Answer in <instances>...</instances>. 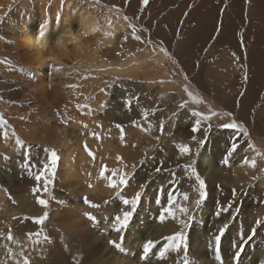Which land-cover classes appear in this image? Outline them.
<instances>
[{
	"label": "rangeland",
	"instance_id": "obj_1",
	"mask_svg": "<svg viewBox=\"0 0 264 264\" xmlns=\"http://www.w3.org/2000/svg\"><path fill=\"white\" fill-rule=\"evenodd\" d=\"M58 1L60 0H0V59L7 58L11 62L10 66L0 64V97L3 98L0 100V113L3 114L11 128L15 130L16 135L26 145H41L39 149H31L32 163L35 165L37 160L42 161L44 159L43 147L55 149L59 157L61 152L54 146L29 141L28 138L37 137L43 131L49 135L54 132L60 133L61 129L65 128L69 138L75 141L85 136L87 131V134L94 131H92V125L89 122L91 119L93 121L97 120L96 125L98 123L102 126L100 127V137L108 142L111 141L110 143L115 145H120L122 142L121 132L120 129L115 127L116 124L123 126V140L133 135L134 138H146L149 141L143 157L134 160L135 168H142V165L148 161L156 165L168 166V169H174L177 162L185 163L189 159L180 156L177 148L179 144H187L193 149V156L197 161V171L206 182L209 196V199L207 196L206 201L195 213L196 219L189 237V258H194L196 264H216L213 250L208 248L207 237L209 232L223 223H214V220L219 219L215 216L217 201L221 205H227L228 199L232 198V189L235 188L237 191L236 198L238 199H235L236 203L234 202L233 209L229 214H222L226 217V221H229L230 227L222 240L223 250L220 255L223 257L224 264H237L231 259L235 252L232 245L241 242L239 238L241 232L244 233L245 238L247 237L257 219H264V203H261V201H264V187L259 186L258 183L260 178H264V175L259 172L261 166L264 167V160L257 158L258 166L255 168L256 172L255 170L254 172L255 176L260 177L259 179L256 181L250 180L248 183L244 181L236 183V180L234 182V178L239 175V172L234 168L241 166V161L245 156L251 158L254 155L250 150L245 151L248 140H251L255 147L261 153H264V4L256 2L253 7L251 5L252 0H248L247 3L244 0V5L249 6V11L245 12L243 10L241 15L236 14V16H239L238 21L233 23L225 33L228 39L236 40L240 46L241 37L243 38L241 52L232 50L228 43L217 42V33L204 26L195 35L196 39L203 41L201 49L196 52L188 49L181 54L179 41L182 34L187 33L183 29L186 26H189L188 29H192L195 26L196 17L203 16V13L207 10L204 1L209 6L215 7V10L223 9L225 11L228 5L227 0L224 1L223 7L219 5L218 0H149L148 5L144 6L143 10H141L140 0H128L127 5H125L124 0H101V3L107 7L95 10L80 5L79 0H66L69 5L67 7L64 5L62 9L64 21L69 23L72 29L77 32V36L84 47H87L90 52L92 50L96 51L97 59L92 62L90 59L81 58L73 54L69 45L67 48L70 53L61 57L60 65L53 64L55 68L60 69L59 71L50 68L49 64L37 68L32 63L34 52H31L23 43L22 29L32 28L34 31L39 32L41 23L49 21L51 38L45 42V54L59 52L55 46L58 26L56 13L61 11ZM229 1L231 2L230 5L234 2V0ZM112 5L118 7L120 11L115 12L113 10L109 12L108 9ZM186 12L188 13L187 16L184 15ZM81 14L90 22H95V29L98 30H93L92 34L78 32V15ZM124 16H127L128 20H125ZM110 18L118 22V26L115 25L110 32H107L104 23ZM190 22L193 24H190ZM130 24L135 25L136 33L143 40L150 39L153 43H141L133 39ZM144 29L148 31H144ZM178 30L179 36H177ZM125 36L128 37L126 41L124 40ZM214 36L215 39H213ZM161 41H163V46L171 54L175 63L166 57L167 76L152 78L154 72L149 67L148 57L153 51L159 50L156 45H159ZM190 41L196 42L193 38ZM139 49H143V51H139ZM233 53H235V56H233ZM236 57H239V59L237 60ZM134 60L141 62V69L135 76L103 74L99 69L103 62L126 64L131 61L134 62ZM21 68L25 71H19ZM245 72L248 74L247 83L243 82ZM185 75L188 78L186 81L184 80ZM84 76L88 78L82 79ZM153 81H165V83H153ZM225 81L235 86L236 95L227 98L226 104L224 101L221 103L225 90L220 85ZM71 84H76L78 87L75 89L66 87V85ZM185 84H187L189 91L201 99L203 103L196 104L189 101L187 108H179L182 100L188 99L183 91ZM101 88L105 89V92H101ZM242 91L244 92L243 97L240 96ZM126 101H130L128 106L125 105ZM237 102H239V106H237ZM77 104H87L91 112L94 111L93 115L88 119H84L82 115L87 113V109L81 115V111L76 108ZM101 104L105 105L103 109L100 107ZM209 107L219 113L232 112L236 121L244 124L249 136L245 138L241 134L235 137L233 130L219 127V125L229 122L231 118L213 117L211 121L205 122L203 125L207 127V124L211 123L212 128L207 134L206 143L199 149L197 155L195 151L197 145L191 140L193 135L191 127L195 117L191 115L190 110L207 114ZM129 109H133V111L127 119H122L123 114ZM141 109L159 110L154 114L149 111L148 119L144 120L141 116ZM57 112H60L61 116L58 117ZM173 112L177 114L173 116ZM43 115L47 117L48 123L42 122ZM21 116L26 119H19ZM62 119H66L67 123H62ZM134 120L138 121L143 128H147L148 124L151 123V132H145L141 130V127L133 126L132 121ZM161 120L164 121V135L160 134ZM115 121H118V123H114ZM83 124L88 127L84 128ZM85 130L87 131L85 132ZM8 131L7 138L0 135V156L10 157V160L0 159V192H3L5 197L4 201H1L0 197V233H3V235H0V264H23V257H27L31 264H58V257L53 253V248L48 243L33 245L32 250L23 257L20 255L14 256L11 252L21 238L27 239L25 235L27 232L32 230V232H36L41 227L51 240L63 236L66 233L63 231L64 226L68 227L72 221L63 215L65 208H60L72 205L80 207V211L91 212L96 217L97 222L95 224L85 216L83 217L86 224L82 227L83 232L80 235L88 234L87 230L89 228L98 236L99 240H106V246L109 249L111 247L110 250L116 253L115 264H119L120 260L127 254V249L130 250L131 246H129L130 249L123 246L121 250H117L109 245L107 242L109 240L119 241V233L112 231L110 227L107 231L104 226L109 225L111 217L117 215L120 209L124 208L121 201L124 198L132 197L131 194L135 190L138 191L139 185L145 182L148 183L142 196V201H144L143 203L141 201L131 222L132 224L135 223L134 228H138L145 236L143 235L142 239L144 240L142 242L132 244L138 246L137 248H141L142 243L150 237V239L160 242L154 249L159 251V247L164 241L161 238L155 239L152 236L153 230L160 231L165 224H175V221L171 219L163 224L155 222L161 207L167 203L169 193L174 194L176 191L177 193L174 196L178 199V202H183L181 193L185 191L191 199L197 198L198 194L193 190L196 184L194 178H191V181L185 176L177 177L182 181L175 189H172L168 183L171 176L165 175L162 178L161 175L158 176L152 172L148 173L150 178L147 181L144 177L138 179V175L131 176L128 186L120 195L122 197L115 196L114 190L110 189L107 192L109 195L102 193L101 196L95 198L91 196L93 193L90 192L88 184L99 182L97 187L106 192L109 189L106 187L107 181L99 180L97 174L94 181L91 179L88 182L84 179L79 181L73 179L71 183H65L66 186H64L60 178L59 159L54 181L50 185V190L55 199L49 200L48 207L45 209L35 203L31 193L35 181L30 179L24 170L22 150L16 147L15 138L11 136V130ZM94 132H98V130ZM195 135L198 139H203V128ZM156 136H160L159 141L154 138ZM234 137L240 145L230 157L228 165H224L221 161L231 147L230 143H233ZM132 150L130 149L131 152L129 150L128 152L132 154ZM155 150L158 152L153 154ZM136 151L134 152L136 153ZM18 152L21 154L18 155ZM37 153H39V156L36 155ZM204 155L207 157L205 160L203 159ZM177 157H179V160H177ZM165 162L166 164H164ZM126 164L129 163L126 162ZM206 164H209V168ZM259 164L262 165L259 166ZM107 167L109 169L118 168V166L112 164ZM220 167H224L222 169H224L225 174L220 170ZM129 168L126 170L132 174L130 172L132 169ZM225 169H228V171ZM216 171L218 173H215ZM164 184L169 186L167 187L169 193L165 192ZM217 185H219V188ZM9 196H11V200ZM85 196L92 202L100 204L101 208L93 209L85 205L83 203V197ZM42 198L49 199L46 193L42 194ZM157 198L160 199V204L156 203ZM106 199L111 202L104 205L103 201ZM12 200H15V203H12ZM60 201H63V203H60ZM237 208H239V213L235 216V219H232V213H235ZM142 209L141 216L139 213ZM45 211L49 215L43 225H36L30 220L21 223L25 216H40ZM13 217L18 219H13ZM105 217H108V219H105ZM149 225H151V229L143 230ZM95 228L97 231L94 230ZM9 229L13 236L12 241L6 239ZM71 234H76L75 228L66 233L69 236ZM105 235L106 237H103ZM103 246L104 244L100 245L95 255L84 258L81 261L82 264H97L98 258L103 259V254L107 253V250H103L104 253L102 252V248H105ZM191 249L198 250L196 251L197 256L191 255ZM134 251L131 250L135 256H132V258H135L137 263L145 264V262L139 260L140 252L137 250L135 254ZM151 260H154V255L149 261ZM261 260H264V224L257 228L256 235L246 244L238 264H260ZM81 262L78 264H81ZM103 262L100 264H103ZM147 264L149 263L147 262Z\"/></svg>",
	"mask_w": 264,
	"mask_h": 264
},
{
	"label": "snow or ice",
	"instance_id": "obj_2",
	"mask_svg": "<svg viewBox=\"0 0 264 264\" xmlns=\"http://www.w3.org/2000/svg\"><path fill=\"white\" fill-rule=\"evenodd\" d=\"M247 3L248 0H245ZM66 3V0H60V8L61 11H58L56 13V21L58 24H63L64 22V15L62 13V9ZM125 5H127L128 0H124ZM149 3V0H140L141 4V10H143L144 6H147ZM79 4L82 6H87L90 9H97V8H103L107 7L106 5H103L101 3V0H79ZM191 7V5H189ZM109 12H112L115 10V12H119L120 9L116 7L115 5H112L109 9ZM223 11V9H221ZM102 14V13H101ZM185 16L188 15L186 12L184 14ZM125 20H128L127 16H124ZM139 19V17H137ZM109 23H111L110 20H108ZM183 23V21H181ZM130 28H132V38L136 41H140L141 43H147L152 44L153 41L150 39L143 40L140 35L136 33L135 25H129ZM98 30V29H94ZM144 31H148L147 29H144ZM221 31L220 27L218 26L216 28L217 34ZM177 36H179V30L177 31ZM51 38L50 33V22L44 21L40 25V33L37 39L33 41V46L36 48H42L46 41H48ZM216 37L214 36L213 39ZM128 39L127 36L124 37V40L126 41ZM75 43V41H73ZM159 47L160 52H162L165 57H167L169 60H172L173 63L175 61L173 60L171 54L168 52V50L163 46V41L159 42V45H156ZM241 46L243 47V38L241 37ZM139 51H143V49H139ZM206 51V50H205ZM119 55V53H117ZM233 56H235V53H233ZM38 62L40 64L47 63V60H44L42 58H37ZM52 57H49L48 60H51ZM238 60L239 57H236ZM0 64L5 65H11V62L7 59H0ZM50 68H54L56 71H59V68H55L53 64H49ZM19 71L24 72V69H19ZM100 71H103V69H100ZM87 76L82 77V79H87ZM188 78L185 75L184 80L186 81ZM248 81V74L247 72L244 73L243 76V82L247 83ZM153 83H165V81H153ZM66 87L69 88H77L78 85L71 84L66 85ZM101 92H105V89L101 88ZM183 91L188 96L187 100H182V102L179 105V108H187L189 101H192L193 103L200 104L203 103V101L196 96L193 95L191 91H189V88L187 84L183 86ZM244 92L242 91L240 93V96L243 97ZM3 98L0 97V100ZM138 99V98H135ZM130 104V101H126L125 105L128 106ZM237 106H239V102H237ZM101 109L105 107L104 104L100 105ZM76 108L78 111L87 109V114L91 115V109L87 104H77ZM159 109H141V116L144 120L148 119L149 111H151L153 114L158 111ZM191 115L195 117V121L191 127V132L193 135L191 136V140L195 142L197 145L196 147V154H199V149L206 143L208 139V132L212 128V124L208 123L207 127H204V123L211 121L213 117H229L231 118L229 122L223 123L219 125V127L224 129H231L233 130L235 137L240 136L243 134L245 138L249 136L248 130L244 126L243 123H238L236 119L233 116L232 112L225 111L223 113L216 112L209 107L208 113L204 114L197 110H190ZM177 113L173 112L172 115L175 116ZM56 115L59 117L61 116L60 112H57ZM19 119L24 120L25 117L21 116ZM62 123H67L66 119L61 120ZM132 125L135 127H141L138 121H132ZM84 128H87L88 126L86 124L82 125ZM98 128L102 127L100 124L97 123L96 125ZM115 127L117 129H120L121 132V141L123 142V136H124V130L123 126L120 124H116ZM203 128L204 137L203 139H198V137L195 135V133L200 132ZM11 130V136L15 138L14 142L18 149L22 150V163L24 166V170L27 172V175L30 179H33L35 181V185L31 188V193L35 199V203L37 205L42 206L43 208L47 209L49 200H54L55 197L52 195V192L50 190V185L53 183L55 178V170L57 167V163L60 159V157L57 155V152L55 149H49L48 147H43V152L45 154L44 159L37 160V163L34 165L32 163L33 156L31 149L41 148L40 144L26 145L23 140H21L17 135L14 129L11 128V125H9L8 121L4 118L3 114L0 113V135L7 138L9 135V131ZM152 125L151 123L148 124L147 128L141 127L142 131L145 132H151ZM83 134V133H82ZM90 136L94 137L95 139L99 140L100 133L98 132H90L88 133ZM160 134L164 135V121H160ZM231 144V147L228 149L227 154L223 157L221 163L224 165H228L230 157H232L233 153L237 151L239 144L235 140ZM157 141H159L160 136L154 137ZM135 147V145H133ZM178 151L180 153V156L188 157L189 159L185 163H179L177 162L175 164L174 169H165L163 166H158L154 169L155 173H162V172H168L171 176V179L168 181L169 185L175 189L177 185L180 184V179L177 178L176 169H182L183 174L185 177L191 179H195V186L193 190L198 194L197 198L191 199L189 194L187 192L181 193L182 201L178 202V199L174 196L172 192L169 193L167 198V203L163 205L159 211V215L155 218V222L163 224L165 221L171 219L175 221V223L178 225V230L174 231L171 235L163 236L161 239L164 241L163 245L159 247V251H155L154 249L158 245V241H154L152 239H148L144 241L141 245L140 254H139V260L142 262H147L151 259V257L154 255L156 260L163 261L168 258L169 252H176L180 253L183 252V255L179 258L178 264H196V260L189 258V237L190 233L193 229V225L195 222V213L201 208L202 204L206 201L208 193H207V185L204 179L201 178L199 175L197 168H196V159L193 156V149H191L187 144H179L177 145ZM84 149L87 152L88 156L95 161V155L94 153L88 148L87 144H84ZM251 151L254 153V155L249 158V156H245L243 160L241 161V166H247L248 168L255 169L257 168V158H260L261 160H264V153H261L255 145L251 142V140H248L247 142V148L245 151ZM21 154L18 152V155ZM39 156V153L36 154ZM0 159L3 160H10V157L3 155L0 156ZM116 161L120 165V167L115 169H109L107 165L101 163L99 167L98 172V178L102 180H106L107 184L106 187L109 189L114 190L115 196H120L123 192V190L128 186L129 180H130V173L126 171V169L129 167L126 163H124L123 158L120 155H117L115 157ZM177 160H179V157H177ZM143 163V161H141ZM135 168V165L132 166ZM261 175H264V167H261L259 169ZM91 176V173L88 174ZM260 177L258 176H252L251 179L253 181H256ZM141 183L139 185V190L135 192V194L130 198H124L121 203L125 206L124 208H121L119 213L113 217H111V224L110 228L112 231H115L119 233V241L115 240H109L108 243L112 247L116 248L117 250H121L123 247V242L125 238V234L127 230L129 229V226L132 222L133 216L137 211V208L140 206L142 201V196L144 194V191L146 189V184ZM88 187L91 188L93 185L91 183L88 184ZM219 188V185H217ZM6 191V190H5ZM46 193L49 197V199L42 198V194ZM237 196L236 189H232V199L227 203V205H221L219 201H217V210L215 211V216L219 218L222 214L230 213L235 199ZM9 199L11 200V196H9ZM12 203H15V200H12ZM60 203H63V201H60ZM83 203L85 205H88L89 207L93 209H99L101 208L100 204L92 202L87 196L83 197ZM109 200H104L103 204L107 205L109 204ZM156 203L160 204L161 201L159 198L156 199ZM261 203H264V201H261ZM239 213V208L236 209L235 213H232V219H235V216ZM48 212L45 211L43 215L35 216V217H28L25 216L23 220H21V223L24 221L30 220L32 223L36 225H43L44 222L48 219ZM83 215L90 221L95 224L96 217L91 212H84ZM13 219H18L17 217H13ZM105 219H108V217H105ZM262 224H264V219H257L255 222V225L251 228V231L245 238V235L243 232L239 234L240 243L233 244L232 248L235 249L234 255L232 256V261L237 262L239 261V258L241 257L246 244L253 239V237L256 235L257 228H259ZM230 227L229 221H224L221 225H218L216 229L209 232L207 241H208V248L213 250V254L215 255L216 261L219 262V264H224L223 257L220 255L222 252V240L225 236V233ZM0 235H3V233H0ZM27 236V239L29 242H31L33 245H40L41 243H52L51 238L47 235V233L44 231V229L41 227L36 232H27L25 234ZM7 240L12 241L13 236L11 233V230L9 229V232L6 237ZM11 255V254H10ZM21 256L23 257V252H21ZM23 264H31L30 260L27 257H23ZM260 264H264V260L260 261Z\"/></svg>",
	"mask_w": 264,
	"mask_h": 264
},
{
	"label": "bare ground",
	"instance_id": "obj_3",
	"mask_svg": "<svg viewBox=\"0 0 264 264\" xmlns=\"http://www.w3.org/2000/svg\"><path fill=\"white\" fill-rule=\"evenodd\" d=\"M224 1L225 0H220V1L218 0L217 2L219 3V5L221 7H223ZM204 2L207 6V10H205V13H203V16L202 17L201 16L196 17L197 20L194 22L195 26H193L192 29L191 28L188 29L187 27H189V26H186L185 29H183V31L184 32L186 31L187 33L182 34V37L180 38V41H179L180 42V45H179L180 53L181 54L185 53L188 49L193 50L192 52H196V51H199L201 49V47L203 46V41L196 39L195 35H196L197 31L204 26L209 27L210 29H212L215 32H216V28L219 26L221 31L219 34H217V42L228 43L230 45V47L232 48V50H234L235 52H241L242 48L239 45V43L236 42V40H233L232 38L228 39L225 33L229 30V28L231 27V25L233 23L238 21L239 16H236V14L241 15L243 13V10H245V12H248L249 6L244 5V0H234L232 5H230L231 2L229 0H227L228 5L226 7V10L221 11L219 9L215 10V7L209 6L206 1H204ZM256 2L264 4V0H252L251 5L254 7V4ZM58 5H60V1H58ZM68 5H69V2L65 3L66 7ZM251 11H252V9H251ZM78 16H79L78 32H80L81 34H85V33H91L92 34L93 30L96 27V23L93 21L90 22L89 20L85 19V16H83V14L78 15ZM108 20H110L111 23H109L107 21L106 23H104V25H105V29L107 30V32L108 31L110 32L112 27H115V25L118 26V22H115V20L113 18H110ZM191 23L192 22H190V24ZM186 24H187V22H186ZM39 33H40V31L39 32L34 31V29H32V28H29V29L23 28L22 29L23 43L28 47V49L31 50V52H34L33 58H32V63L34 65H36L37 68H39L41 66H45L47 64L60 65L61 57L67 56V54L70 53V52H68V48H67V46L69 47V45L71 46L70 49L73 51V54L80 56L81 58L90 59L92 62H95L97 59L96 51L92 50L90 52L87 47H84L83 44L81 43L80 39L77 36V32H75L72 29V26L69 23H67L66 21H64L63 24H58V26H57V36H56V40H55V46L58 48L59 52H57L56 54H45V44L46 43L43 45L42 48H36L33 46V41L38 38ZM191 38H193L196 42H194V41L191 42L190 41ZM73 41H75V43H73ZM38 57L42 58L44 60H47L48 62L44 63V64H40L38 62V59H37ZM49 57H52V59L48 60ZM148 59H149V67L154 72L152 78L167 76L168 71L165 68L166 57L162 52H160V50L153 51V53L148 57ZM99 69H103V71H100L103 74L129 77V76L137 75V73L141 69V62L137 61V60H134V62L131 61V62L126 63V64H123V63L110 64V63H104L103 62V64L100 65ZM220 85L225 90L224 95H223V99H221V103H223V101L225 103L227 98H230L231 95H235V91H234L235 86H232V84L230 82H227V81L222 82ZM132 111H133V109L127 110L123 114L122 119H127L129 114ZM83 112H86V110L85 109L81 110V112H80L81 115ZM93 112L94 111L91 112V115H88L86 113L85 115H82V117L84 119H88L93 115ZM80 113H78V115H80ZM46 119H47V117L45 115H43L42 116V122L48 123V121ZM89 122L92 125V131L98 130V132L100 133V127L98 128L96 126L97 120L93 121L91 119V120H89ZM114 123H118V121H115ZM86 131L87 130H85V132ZM87 132H86L85 136H82L78 140H75V141H73V140H71V138H69L65 128H62L60 133L54 132L51 135H49V134L45 133V131H43L40 134H38L37 137H30L27 140L34 141V142H41L42 144L54 146L60 150V152H61L60 153V173L61 174L60 173L59 174H60V178L62 179V182L64 183V186H66L65 183L66 184L71 183L73 179L76 181H79L80 179L87 180V182L90 179L94 181V179L97 177V174L99 172V167H100L101 163H103L107 166H110L112 164V165H116V166L120 167V165L118 164V162L115 159V157L117 155H120L123 158L124 163H126V162L129 163L128 164V166L130 167L129 169H132L130 171V172H132V174L130 175V180H131V176L134 177V176L138 175V179L144 177V178H146V181H147L150 178V175L148 173L149 172L155 173L154 169L158 166H161V165H156L153 162L147 161L144 165H142V168H140V167L139 168H133L132 167L133 166L132 164L135 165L134 160L138 157H143V155L145 153V150L147 148V144H149V141H147L146 138H141V139L140 138H134L133 135H130V138H125V140H123V142H121L120 145H115L113 143H110L111 141L108 142L104 138H100L99 140H97L94 137L87 134ZM23 133H24V131H23ZM213 142H215V141H213ZM85 143L87 144L88 148L94 153L95 161H93V159L91 157H89L87 152L85 151V149H84ZM228 143H229V141H228ZM230 144H232V142ZM133 145H135V147H133ZM220 146H222V145H220ZM228 147H230V146H228ZM130 149L131 150L133 149L132 154H130V152H131ZM164 149H166V148H164ZM128 150L130 152H128ZM135 150H137L136 153L134 152ZM157 152L158 151L155 150L153 154H156ZM206 158L207 157L204 155L203 159L205 160ZM164 164H166V162ZM206 165L209 168V164H206ZM261 165L262 164H259V166H261ZM162 166H163V168L168 169V166H165V165H162ZM135 167H136V165H135ZM224 167H220V170H222L223 174H225L224 169H222ZM261 167H263V166H261ZM237 168H234V169H236V171L239 172V175H237L235 178L233 177L234 182L236 180V183L241 182V181L248 183V182H250V180H252L251 177L255 176L256 169H251V168H248L247 166H240ZM87 170H89V171H87ZM225 170L228 171V169H225ZM254 170H255V172H254ZM126 171H128V170H126ZM217 171L215 173H218ZM89 173H91V176L88 175ZM176 173H177V177H183L184 176L182 169H178V170L176 169ZM139 174H141V175H139ZM156 174L158 176L161 175V177L165 176V175L170 176L168 172H162V173H156ZM233 174L236 175L235 173H233ZM220 178H221V176H220ZM132 180L134 181V179H132ZM164 180H167V179H164ZM181 181L182 180H180V182ZM258 183H259V186L261 185L262 187H264V178H260ZM97 184L95 182H94V184H92L93 187L90 188V192L93 194H91V196H94L96 198L97 196H101L102 193L109 195L107 192H109L110 189H107L106 192L105 191L103 192V191H101L102 188L99 189V187H97ZM163 186H164L165 192H168L167 187H169V186L166 184H164ZM84 189H85V187L83 188V190ZM161 189H162V187H161ZM77 190H78V188H77ZM190 190H191V188H190ZM136 191L137 190H135L134 192L132 191L133 194H131V196H133ZM175 193H177V192L175 191L174 194ZM179 195H180V193H179ZM0 197H1V201H4L5 197H4L3 192H0ZM120 197H122V196H120ZM163 197H164V195H163ZM230 198L228 199L229 201H230ZM208 199H209V196H208ZM210 199H211V197H210ZM236 199H238V198H236ZM143 201H142V203H143ZM223 201H224V198H223ZM72 206H66V207L63 206L60 208V209L65 208L64 211L62 210L64 212L63 215L72 221V222H70L68 227H66V225L64 226L63 231H65L66 233H69L70 230L75 228L76 234H73V235L71 234L72 236L71 235L69 236V235H66V233H65V234H63V236H61V237L58 236L59 238L56 237L57 239L51 240L52 243H50V246H52V248H53V253L59 258V259L57 258L58 264H78L79 262L83 261L84 258H87L89 256L91 257V256L95 255L97 253L98 249L100 248L101 244H104L103 247H105L104 249L102 248V252H103V250H107V253L103 254L104 252L103 253L101 252L104 255V257H103L104 260L102 258H98V260L96 261L97 264H100L103 261H104L103 264H115V258L117 257L116 253L110 250L111 247L109 249V247L106 246V240L105 241L102 239L99 240V238H97L98 236H96V234H94V232L90 231L89 228L87 230L88 234L84 233L83 236L80 235V233L83 232L82 227L85 226L84 224H86L85 223L86 220L83 219V217H84L83 213L85 211H80V209H79L80 207H78V206H75V207L74 206L72 207ZM114 206H116V205H114ZM142 212H143V209L140 211L139 214H141ZM141 216H142V214H141ZM228 217L230 218L229 215H228ZM145 219H146V217H145ZM214 221H215L214 223L220 224L221 222L226 221V217L222 215L219 217V219L214 220ZM110 224L107 226H104V228L107 230L110 227ZM175 224H172V223H169L168 225L165 224L164 228H162V230H160V231L153 230L152 236L155 239H158V238H161L163 236H167V235L172 234L174 231L178 230V227ZM135 226H136L135 223L134 224L131 223L129 226V229L127 230V232L125 234L123 246H127L128 248H129V246H131L130 247L131 249L130 248H129L130 250L127 249V254L125 255V257L123 259H121L122 261L120 260L119 264H135V263L141 264V263H137L135 258H132V256H134V255L131 252L132 249L135 250L134 251L135 254H136L137 250L140 252L141 248H137L138 246H136L135 244H132V243H134V242L140 243V242H142V240H144V239H142L144 233L141 232L138 228H137L138 230L136 228H134ZM150 227H151V225L146 226V228H144L143 230H147ZM94 230H96V228ZM194 232L196 233V230ZM100 236H102V235H100ZM103 237H106V235ZM148 239H150V237ZM132 245H133V248H132ZM32 246H33V244L31 242H29L28 239L21 238L17 242V245L14 246L15 248L11 253L14 256H19V255L21 256V252H23V255H26L28 252H30L32 250ZM126 248H123V249H126ZM196 251H198V250H194V249L192 250L191 249V255L197 256ZM167 255H168V258L166 260L158 261V260H156V258L154 256V260L148 261V263L149 264H178V260L183 255V252H180V253L169 252ZM53 258L55 259V257H53ZM215 263L219 264L218 261L217 262L215 261ZM81 264H82V262H81Z\"/></svg>",
	"mask_w": 264,
	"mask_h": 264
}]
</instances>
